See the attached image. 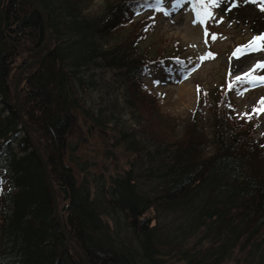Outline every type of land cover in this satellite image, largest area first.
<instances>
[{"label": "trees", "instance_id": "obj_1", "mask_svg": "<svg viewBox=\"0 0 264 264\" xmlns=\"http://www.w3.org/2000/svg\"><path fill=\"white\" fill-rule=\"evenodd\" d=\"M157 1L35 0L52 39L20 89L27 135L10 74L24 53L25 61L42 54L35 52L47 32L28 0H0V264H81L56 225L31 140L47 159L63 227L88 264H264V135L238 119L222 89L215 103L199 89L183 122L161 128L157 115L141 117L146 98L158 109L143 92L147 67L187 64L172 49L139 48L151 14L131 18L145 7L156 12ZM207 1L190 0L198 16ZM106 70L119 78L123 102L106 106L101 94L93 101L103 91L96 73ZM78 116L111 132L110 146L127 153L125 168L92 174L79 161L77 143L67 144Z\"/></svg>", "mask_w": 264, "mask_h": 264}, {"label": "rangeland", "instance_id": "obj_2", "mask_svg": "<svg viewBox=\"0 0 264 264\" xmlns=\"http://www.w3.org/2000/svg\"><path fill=\"white\" fill-rule=\"evenodd\" d=\"M98 1L94 0V3L97 5ZM171 1L161 0L160 12H153L151 8L145 7L135 12L131 18V22H135L142 16L151 14L152 29L147 28L145 38L139 41L140 50L144 51L152 46L153 50H156L155 55H163L172 49V51H177L179 56L189 60L185 68L173 66L170 71L151 66L147 68L140 78L145 93L143 94L150 99L156 98L158 109L152 111L150 102L146 98L145 102L140 105L141 117L150 120L151 117L157 115V125L161 128L166 124L170 125L171 120L180 123L187 119L196 107L199 89L208 90L211 94L210 100L214 99V103L219 98V92L215 98L213 94L217 89H222L224 95L226 90H229L228 97L234 108V114L238 115V119L242 117L250 121L256 136H263L264 25L255 24L252 17L236 15L235 9L230 6L231 3L235 4L234 0H208L206 10L209 17L206 23L193 18L187 4H172ZM254 1L257 8L264 12V0ZM48 46L50 47L49 44ZM38 50L35 53L42 54L36 58L27 59L29 62L41 57L46 51L45 49ZM26 55L27 53H24L17 58L12 66L10 77L13 80L10 88L14 97L16 77L25 65L24 62H28L25 61L28 56ZM31 66L19 78L20 100V89L23 87L24 79L31 70ZM96 75L100 79L99 83L103 91L92 94L93 101H98L101 94L104 98L103 104L106 106L110 105L114 98L123 102L122 89L121 87L117 89L120 80L114 76V72L99 71ZM227 81L232 84L230 89H228ZM240 83L244 84L240 85ZM183 84L190 88L189 96L181 93ZM89 96L88 92V96L85 95L87 100L90 99ZM13 105L15 108V98ZM20 107L22 112V105ZM128 110L125 109L123 118L128 125H133L136 122L128 115ZM80 116L75 119L71 133L67 137L68 145L77 143L79 161L88 160L92 174L105 172L108 175L125 168L127 153H123L120 148L110 146L111 132L108 130V134H105L97 128H88ZM210 131L206 130L207 133ZM27 133L29 135L28 128ZM107 150L115 156L106 155ZM225 264L234 263L232 261Z\"/></svg>", "mask_w": 264, "mask_h": 264}, {"label": "water", "instance_id": "obj_3", "mask_svg": "<svg viewBox=\"0 0 264 264\" xmlns=\"http://www.w3.org/2000/svg\"><path fill=\"white\" fill-rule=\"evenodd\" d=\"M29 4L31 5V7L37 11V13L39 14L41 23L43 28L45 29V31L47 32V39L45 41V43L43 44V46L38 50L41 51L43 49H45V53L37 58L36 60L33 61H28L25 63V65L23 66V68L19 71L16 80H15V84H14V93H15V113L18 116L19 122L21 124V127L25 130V133L28 135L27 133V126H26V122L23 118L22 112H21V107H20V95L18 93V82H19V78L21 76V74L28 69L31 65L33 64H37L40 63L42 61V59H44L49 53H50V47L48 46L49 41L52 39V33L49 29L48 26V22L45 16V13L37 6L35 0H28ZM31 144H32V148L35 152V155L37 157V160L41 166L44 178H45V182L46 185L48 187L51 199H52V203H53V216L56 222V225L59 229V232L65 236L66 238V242L71 246L72 249H74L77 253V256L81 262V264H88L86 257L80 252V249H76V247L73 245L72 243V238L71 236L68 234V232L64 229L63 224H62V220L59 214V209H58V203H57V198H56V191H55V186L52 182L49 170H48V163H47V159L44 158L39 146H37L32 140H31ZM78 246V245H77Z\"/></svg>", "mask_w": 264, "mask_h": 264}, {"label": "bare ground", "instance_id": "obj_4", "mask_svg": "<svg viewBox=\"0 0 264 264\" xmlns=\"http://www.w3.org/2000/svg\"><path fill=\"white\" fill-rule=\"evenodd\" d=\"M234 2L235 4L231 3L230 6H233L236 15L252 17L255 20V24L264 25V12L263 10L260 11V8H257V5L254 4V0H240V2L234 0ZM189 89L190 88L186 84H183L181 86V93H183L185 96H189Z\"/></svg>", "mask_w": 264, "mask_h": 264}]
</instances>
